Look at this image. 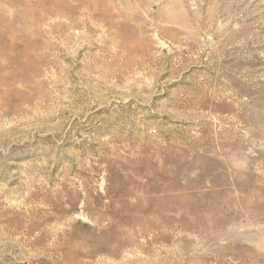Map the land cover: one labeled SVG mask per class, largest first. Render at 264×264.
I'll return each mask as SVG.
<instances>
[{
    "label": "rangeland",
    "instance_id": "374dc122",
    "mask_svg": "<svg viewBox=\"0 0 264 264\" xmlns=\"http://www.w3.org/2000/svg\"><path fill=\"white\" fill-rule=\"evenodd\" d=\"M0 264H264V0H0Z\"/></svg>",
    "mask_w": 264,
    "mask_h": 264
},
{
    "label": "bare ground",
    "instance_id": "6f19581e",
    "mask_svg": "<svg viewBox=\"0 0 264 264\" xmlns=\"http://www.w3.org/2000/svg\"><path fill=\"white\" fill-rule=\"evenodd\" d=\"M171 1H172V0H170V2H171ZM168 3H169V2H168ZM169 5H170V4H169ZM172 5H173V4H172ZM181 21H182V20H181ZM182 22H183V21H182ZM176 23H177V22H176ZM179 25H181V24H179ZM182 25H183V24H182ZM174 26H175V25H174ZM185 26H186V25H185ZM185 26H184V27H185ZM179 28H180V27H179Z\"/></svg>",
    "mask_w": 264,
    "mask_h": 264
}]
</instances>
